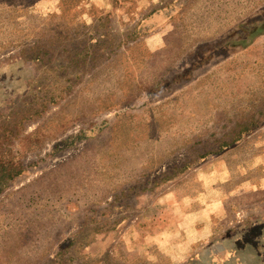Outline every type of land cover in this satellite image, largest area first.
<instances>
[{"label":"rangeland","instance_id":"obj_1","mask_svg":"<svg viewBox=\"0 0 264 264\" xmlns=\"http://www.w3.org/2000/svg\"><path fill=\"white\" fill-rule=\"evenodd\" d=\"M0 264H264V0H0Z\"/></svg>","mask_w":264,"mask_h":264},{"label":"crops","instance_id":"obj_2","mask_svg":"<svg viewBox=\"0 0 264 264\" xmlns=\"http://www.w3.org/2000/svg\"><path fill=\"white\" fill-rule=\"evenodd\" d=\"M194 231L193 235H190L188 240L186 241V245L195 246L201 242L206 236L209 235L211 229H203L201 231H197L196 227L192 229Z\"/></svg>","mask_w":264,"mask_h":264}]
</instances>
